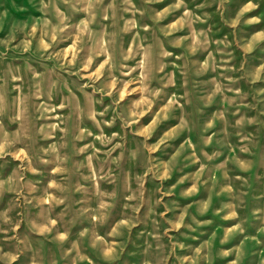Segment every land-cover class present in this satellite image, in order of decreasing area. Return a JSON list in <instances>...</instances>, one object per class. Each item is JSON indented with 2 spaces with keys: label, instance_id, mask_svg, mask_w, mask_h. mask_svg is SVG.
Instances as JSON below:
<instances>
[{
  "label": "clouds",
  "instance_id": "9594fccd",
  "mask_svg": "<svg viewBox=\"0 0 264 264\" xmlns=\"http://www.w3.org/2000/svg\"><path fill=\"white\" fill-rule=\"evenodd\" d=\"M162 2L144 0L149 5ZM61 4L64 5L63 9ZM181 9L182 15L174 18L170 24L161 26L169 15ZM259 9L258 2L247 0L234 19L230 22L225 20L234 31L239 30L241 24L251 26L254 35L244 47L245 53H251L254 45L264 42V31H257L264 23L261 16L255 14ZM40 10L43 14L41 19L31 24L25 21L19 27L10 29L4 39H0L3 48L0 51V65H3L0 68V200H3L5 193H11L16 197L14 203L17 206L34 202L39 211L35 214L29 212L28 216L35 234L44 238L52 237L62 250L69 242L73 229L80 232L81 238L88 235L89 230L96 232L91 246L98 250L106 247L107 251H102L104 259L115 261L124 247L119 238L123 237L125 231L131 233L132 229L138 227L144 192L141 191L139 196H127L129 202L140 200V203L132 207V215L120 218L116 211L119 203L116 189L102 191L100 182L115 184L117 177L114 169L122 171L126 159L137 161L141 149L146 150L150 157L161 149L166 154L169 148L173 149L171 160L164 165L162 174L154 167L147 168L144 173L145 177L152 174L153 179L159 180L161 184L171 178L172 170L179 163L186 146L192 149L191 159L200 163L190 139L180 144L179 148L170 143L177 140L180 133L191 132L193 128L184 118V104L181 103V100H186L187 93L180 95L168 92V88L175 83V73H165L169 66L167 61L173 52L164 46L162 39L154 37V33L159 29L165 39L173 38L170 42L174 48L183 46L184 41L191 37L186 51L188 56L195 58L198 52L206 50L201 47L199 37H207V33L197 31L194 26L197 22H206L207 17L196 15L187 7L186 0H175L174 4L154 11L151 23L137 20V15L145 16V10L137 8L134 0H40ZM125 14H130V18H126ZM3 23L0 18V30ZM186 25L190 28V37L175 38L174 34L182 31ZM149 34H153V38ZM205 43H210V40L206 39ZM9 53L13 56L11 60H8ZM208 55L211 57L212 54L209 52ZM17 57L25 58L26 68L19 67L20 60ZM176 59L187 63L184 55ZM46 62H52L51 70L45 67ZM193 62L200 63L198 59ZM207 68L206 59L197 75ZM62 74L74 78L71 83L65 81L63 88L59 86ZM259 79L257 74L251 82L256 83ZM229 83L235 84L236 81L229 78ZM221 90V84L216 83L213 93L207 98L209 106L213 96ZM233 91L237 95L241 94L238 88ZM105 99L109 101L107 106ZM97 104L102 110L97 109ZM177 109L181 113L177 117L180 122L175 126L168 125L156 142L150 143L161 126L174 118ZM109 113L110 118H105ZM88 123L94 125L97 131L93 132L87 127ZM240 124L241 120H237L236 125ZM213 126V121L206 124V128ZM117 127L120 130L111 131V135L104 131L105 128L112 130ZM129 132L141 141L137 149L131 151L127 148ZM211 140L208 137L205 143L210 144ZM95 142H99L106 151L96 147ZM90 149L93 151L89 153ZM117 152L119 154L114 155ZM81 156L85 157L83 163L79 160ZM100 156L104 160L97 167L95 161ZM85 167L89 172L87 176L80 174ZM207 169V164L200 163L192 187L187 188L183 195L195 196L199 193L201 177ZM241 170H250V164L243 165ZM29 176L38 177L39 181L35 182ZM73 176L76 177L74 183ZM81 179L93 182L96 206L88 210L90 225L80 218L72 221L71 227H68L64 214L70 210L76 194H81V202H85L93 191L80 184ZM184 179L188 177H183L180 182L183 183ZM221 191L235 194L231 186ZM161 195L171 193L161 192ZM160 202L158 200L157 204ZM210 207L211 196L199 208L200 214L206 213ZM57 208H63L64 211L58 214ZM231 209L224 219L238 222L225 228L220 239L221 245L227 244L230 237L243 236L245 233L244 221L235 210L236 206H231ZM187 216L185 209L175 223L169 221L171 228L179 231L185 227ZM23 222V218L14 221L7 213L2 214V223L14 233L10 239L18 241L8 251L0 247L2 264H19L20 257L28 250L27 247L22 249L20 244H26L33 233H25L23 238L20 237L19 228ZM187 227L194 230L191 225ZM0 231L4 229L0 228ZM100 232L106 233L108 239ZM214 239L215 234L213 240H206L194 251L193 246H189L188 250L192 254L186 255L182 264H201L202 261L212 264ZM252 239L260 243L256 237ZM179 247L184 249L185 246L181 244ZM160 248L158 244L157 249ZM233 251L236 258L230 264H239L244 255L243 241L239 247L222 249L219 254L227 257ZM79 258L88 259L87 256ZM167 259L162 257L157 264H167ZM89 264H93V261L89 260Z\"/></svg>",
  "mask_w": 264,
  "mask_h": 264
},
{
  "label": "rangeland",
  "instance_id": "374dc122",
  "mask_svg": "<svg viewBox=\"0 0 264 264\" xmlns=\"http://www.w3.org/2000/svg\"><path fill=\"white\" fill-rule=\"evenodd\" d=\"M134 2L137 8L145 10V16L137 15V20L151 23L154 11H160L174 4L175 0H163L162 3L152 5L145 4L144 0H134ZM246 2L247 0H186L187 7L196 15L207 17L206 22H197L194 26L197 31L203 30L207 33V37H199L201 47L206 50L198 52L195 58L188 56L186 51L191 43L189 26L186 25L182 31L174 34L175 38L190 37L181 47H172L170 41L173 38L165 39L159 29L154 33V37L162 39L164 46L173 52V56L167 61L169 66L165 69V73H175L174 86L169 87L168 92L180 95L187 93L186 100H181V103L184 104V118L193 128L191 132L180 133L177 140L170 143H174L175 147L179 148L180 144L190 139L195 145V154L200 163L208 165V169L201 177L200 191L197 195L182 194L187 188L192 187L200 168V163H195L191 159V148L186 146L179 163L172 170L171 178L163 181L162 184L159 180L153 179L152 174L145 177L144 173L147 168L154 167L162 174L164 165L171 160L173 149L169 148L167 154L161 149L151 157L146 150L141 149L137 161L126 159L122 171L114 169L117 177L115 184L101 181L99 185L102 191L116 189L119 198L116 211L120 218L132 215V207L140 203V200L129 202L127 196H139L141 191L144 192V202L138 215V227L132 229L131 233L125 231L123 237L119 238L124 247L118 259L107 261L102 255V251H107L106 247L98 250L91 246L96 236V232L91 230L88 235L81 238L80 232L73 229V234L69 237V242L63 246V250L52 237L44 238L36 235L28 213L35 214L39 209L34 202L26 206H17L14 203L16 197L11 193H5L3 200H0V228L4 229L0 231V247L8 251L18 243L17 240L10 239L14 233L8 225L2 223V214L7 213L14 221L23 218L24 222L19 228L21 238L25 233H33L28 237L26 244H20L22 249L27 247L28 250L20 257L19 264H89V260L93 261V264H157L162 257H168L167 264H182L183 258L192 254L188 250L189 246H193L194 251L195 247H199L206 240H213V234L215 239L212 264H230V261L236 258L235 252L227 257L219 253L222 249L239 247L241 241H243L244 255L239 264H264V42L254 45L251 53H245L244 47L254 35L251 26L241 24L240 29L234 31L225 23V20L230 22L234 19ZM254 2L260 4V9L255 14L264 20V0H254ZM200 5L204 7H199ZM63 7L64 5L61 4L62 9ZM182 12L181 9L172 13L161 26L170 24L174 18L182 15ZM42 15L40 0H0V18L4 21L0 30V39H4L13 27H19L25 21L31 24L41 19ZM125 16L130 18V14ZM257 31H264V23L257 28ZM149 35L153 38V34ZM206 39L210 40V43H205ZM0 51H3L2 46ZM209 52L212 54L211 57L208 55ZM181 55L187 57V63L176 59ZM11 59L13 56L9 53L8 60ZM17 59L20 60L19 67L26 68L25 58L17 57ZM196 59L200 63H194ZM206 59L207 70L197 75ZM2 67L3 65H0V68ZM45 67L51 70L52 62H46ZM225 68L234 70L225 71ZM257 74L260 79L252 83L253 77ZM62 75L63 79L60 80L59 85L61 88L64 87L65 81L71 83L74 79L66 74ZM229 78L234 79L236 83H229ZM53 79L56 77L53 76ZM216 83L221 84L222 90L213 96L209 106L207 98L213 93ZM236 88L240 90V95L233 91ZM81 100L83 101V96ZM108 103L109 101L105 99V106ZM96 107L102 110L99 104ZM180 115L177 109L173 114L174 118L161 126L150 143H155L162 131L167 130L168 125L178 124L180 121L177 117ZM110 116L111 113L105 118ZM237 120H241L239 126L236 125ZM209 121L214 122L212 128H206ZM147 122L146 119L145 123ZM86 126L93 132L97 131L91 123ZM113 130L120 129L119 127L112 130L104 129L108 135H111ZM208 137L212 138L210 144L205 143ZM89 142H92L91 139ZM140 142V138L129 132L127 136L129 151L137 149ZM95 143L96 147L102 148L99 142ZM91 151L93 150L90 149L89 153ZM102 151L106 149L102 148ZM118 154L119 152L114 155ZM125 155L127 157L128 153L126 152ZM185 157L189 158L185 159ZM79 160L83 163L85 157L81 156ZM103 160L104 157L100 156L99 160L95 161L97 167ZM245 164H250V170H241ZM105 170L107 171V166ZM80 174L89 175L87 167ZM185 176L188 179H184L181 183V179ZM29 179L39 181L38 177L29 176ZM75 180L76 177L73 176L72 182L74 183ZM204 180L207 181L206 184L203 183ZM80 184L92 188L93 191L85 202H81V194H76L70 210L64 214L68 227H71L72 221L80 218H84L86 225H90L91 217L88 215V210L96 206L93 182L81 179ZM229 186L235 189L234 195L221 191L222 188ZM161 192L171 195L162 196ZM209 196H211V207L201 215L199 208ZM158 200L161 201L159 204H157ZM233 205L236 206L235 210L238 211L240 219L244 221L245 233L243 236L230 237L227 244L221 245L220 239L224 235L225 228L238 222L224 219ZM185 209L188 212L184 221L185 227L180 228L179 231L173 230L169 221L175 223ZM56 211L59 214L64 210L57 208ZM161 213L165 215L161 216ZM188 225L194 230H190ZM100 235L108 239L106 233L100 232ZM252 237H256L260 243L257 244ZM158 244L161 246L159 250ZM181 244L185 246L184 249L179 247ZM80 256H87L88 259H80ZM201 264L204 262L202 261Z\"/></svg>",
  "mask_w": 264,
  "mask_h": 264
}]
</instances>
